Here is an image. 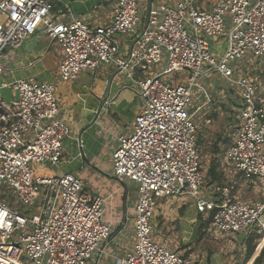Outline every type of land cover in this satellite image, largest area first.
Returning <instances> with one entry per match:
<instances>
[{
	"label": "built area",
	"instance_id": "2783aa9c",
	"mask_svg": "<svg viewBox=\"0 0 264 264\" xmlns=\"http://www.w3.org/2000/svg\"><path fill=\"white\" fill-rule=\"evenodd\" d=\"M98 1L114 4L109 24L94 25L87 16H75L63 0H0V264H89L114 231L105 219V196L92 195L73 173L44 175L33 169L57 168L69 138L56 84L36 78L3 80L7 52L18 50L37 32L63 48L59 72L63 83L75 81L85 71L96 73L101 65H113L139 86L143 111L133 130L117 137L113 153V175L135 183L139 192L137 244L121 264H200L152 239L153 221L164 199L191 197L197 213L208 215L211 234V229L235 237L246 231L248 237L254 231L263 233L264 200H234L236 181L217 187L211 199L203 197L206 177L191 111L192 91L199 87L201 76L218 72L233 82L239 90L240 114L233 143L221 161L245 181L264 184L261 87L247 75L237 79L230 66L249 54L264 56V0L254 4L216 0L212 11L197 0H178L175 6L164 0L155 6L152 0L146 29L139 0ZM226 12L233 24L228 32ZM64 17L70 19L63 21ZM120 35L132 38L126 54ZM164 57L165 69L146 76L150 66L162 63ZM185 70L190 72L187 85L163 81V76ZM5 89L16 94L10 104L2 97ZM9 192L14 202L39 206V213L28 217L3 202Z\"/></svg>",
	"mask_w": 264,
	"mask_h": 264
},
{
	"label": "crops",
	"instance_id": "0c3cea01",
	"mask_svg": "<svg viewBox=\"0 0 264 264\" xmlns=\"http://www.w3.org/2000/svg\"><path fill=\"white\" fill-rule=\"evenodd\" d=\"M63 1L75 16H87L94 25L109 24L114 18V4H102L98 0ZM164 1L169 3L170 0ZM69 19L64 17L63 21ZM118 40L122 54H126L132 45L131 36L120 35ZM64 57V50L58 43L51 41L43 32H37L18 50L7 52L5 81L36 78L56 84L60 115L69 129V138L65 143L63 162L54 169L55 172L50 170L47 174L73 173L82 179L84 188L92 195L107 198L105 219L111 222L114 231L110 240L102 245L89 264H121L120 260L133 253L137 244L135 206L139 192L135 183L121 182L112 174L113 153L117 148V137L133 130L135 120L142 110L138 102L141 98L138 95L139 86L113 65H101L96 73L85 71L75 81L63 83L59 72ZM7 90L10 101L4 98L3 93L2 97L10 104L16 99V94L11 89ZM229 91L231 93L224 96V103L230 104L234 102V98L232 91ZM224 168L225 171L226 168L230 169L228 166ZM234 177L238 181V186L235 185L236 189L231 194L234 200L253 203L264 200L253 199L254 192H260L262 197L264 195L262 189H259L260 184L247 182L232 172L230 178ZM248 183L253 185L248 187L252 189L250 192L244 189ZM223 184L230 183L226 181ZM155 219L161 232L178 237L184 245H195L198 240L197 244L201 247V233H205L202 227L206 220L195 210L191 197L161 200ZM200 247L197 252L193 251V246L180 251L172 250L196 260V256L199 258L201 255ZM219 256H212L209 264H226ZM199 263L204 264V261Z\"/></svg>",
	"mask_w": 264,
	"mask_h": 264
},
{
	"label": "rangeland",
	"instance_id": "374dc122",
	"mask_svg": "<svg viewBox=\"0 0 264 264\" xmlns=\"http://www.w3.org/2000/svg\"><path fill=\"white\" fill-rule=\"evenodd\" d=\"M140 6H141V13L146 18L148 15V0H139ZM178 0H170L169 5L175 6L176 2ZM216 0H197V3H201L203 8L212 11V5L213 2ZM251 4H254L256 0H250ZM154 5L156 6L158 4V0H153ZM168 2V1H167ZM225 20V31L228 32L232 28V18L231 14L229 12H226L224 15ZM93 23V22H92ZM143 24L139 26V30L143 29ZM188 32L190 35L193 34L190 27H188ZM230 66L234 68L235 70V77L238 79L242 77L243 75H247L248 77L254 78L258 84L261 87V91L263 93L262 98H264V56L260 58H256L253 55H247L245 59H241L235 62H231ZM166 67V58L164 57V61L160 64H154L151 65L149 68V72H147L146 76L153 77L160 72H162ZM208 70V64L205 63L203 65V71ZM190 72L185 70L182 72H172L169 75L163 76V81L170 85H187L188 84V78H189ZM7 73L5 72L3 75V80H6ZM199 87H195L192 91V111L193 113V119L197 125L198 128V137L201 138L202 143L199 144L201 155H202V161L205 173L207 175L206 178V184L202 187V195L206 199H211L213 195L216 193L217 186L219 187H225L229 186L228 184H223L226 181H229L230 184L234 183L236 181V177L234 179L230 178L232 175V172H234V169L232 167H228L230 169L225 168L224 166H228L227 164L223 163L222 156L224 155L225 150H227L231 144L233 139L235 138V126L236 123V117L239 119L240 109L238 108L240 101L238 98V88L233 82L223 78L218 72H211L208 74H205L204 76H201L198 80ZM205 89L206 93H204L202 90ZM233 93L234 102L224 103L225 101V95H229L231 92ZM222 91L224 93H222ZM229 91V93L227 92ZM3 96L7 99V101H10V99L7 97V94L9 93V90L5 89L3 90ZM228 93V94H227ZM139 106L143 111V105L144 100L142 98H139L138 100ZM229 107V108H228ZM235 109H231V108ZM140 112V113H141ZM236 123V125H235ZM235 125V126H234ZM134 128V126H133ZM132 128V129H133ZM224 165V166H223ZM214 167V174H215V180H213L210 176L209 170ZM33 169L36 173L41 174H47L48 171L52 170L55 172L57 169L56 167L47 165V167H44L43 165H37L34 166ZM55 169V170H54ZM231 170V171H230ZM224 171V174L223 172ZM112 174H113V166H112ZM112 176V175H111ZM214 182V183H213ZM238 182V181H237ZM209 183H213L212 185ZM214 184H217L215 186ZM260 184L262 189V193L264 194V184ZM238 186V183H237ZM250 186H253L251 183H248L245 185L244 189L248 190L250 192L252 189L248 188ZM236 189V188H235ZM264 199V195L262 197V194L259 193H253V199L259 200ZM193 200V199H192ZM3 202L11 203L13 208L20 210L23 214H25L28 217H32L35 214H38L40 211V207L37 205H24L22 202L19 201V199L15 200V202L11 198V193H8L7 198L4 199L2 197ZM13 201V202H10ZM205 222L203 224H206L207 220L209 219L208 215H204ZM155 227L152 234V239L159 243L160 245H166L169 246L170 249H178L179 251L183 248H187L189 246H193V251H198V248L200 247L199 244H197L198 240L195 241L192 244L184 245L178 237L170 236V234H165L161 232L159 227L156 225L157 220L155 219L153 221ZM162 224V223H161ZM211 232L213 235H211L207 230L205 233H201V255L198 258L196 256V260L199 262H203L204 264H209L211 262V257L215 254L220 255L219 258L221 261L225 262L226 264H248L251 258L248 262L247 261V249L248 245L246 246V251L243 249L244 242L249 236L250 231H246L245 233H239L238 237L232 236L230 234L228 235H222V233L215 231L211 229ZM169 238V239H168ZM264 232L260 235L254 231L250 235V242L252 246H255L254 255L259 247V244H262V247L264 245ZM263 240V242H261ZM169 242V244H168ZM261 242V243H260ZM264 250V249H263ZM259 254V256L262 254ZM190 251V252H193ZM253 255V256H254ZM258 256V257H259ZM203 264V263H202ZM263 264H264V255H263Z\"/></svg>",
	"mask_w": 264,
	"mask_h": 264
},
{
	"label": "trees",
	"instance_id": "16d2710c",
	"mask_svg": "<svg viewBox=\"0 0 264 264\" xmlns=\"http://www.w3.org/2000/svg\"><path fill=\"white\" fill-rule=\"evenodd\" d=\"M259 92H260V95H261V97H262L263 93H262V91H261V88L259 89ZM239 107H240V104H239L238 108H239ZM236 123H238V117H236ZM236 123H235V125H236ZM235 125H234V126H235ZM235 130H236V126H235ZM235 134H236V133H235ZM197 142H198V147H199V144L202 143V140H201V138L198 137V132H197ZM232 143H233V141H232ZM225 151H226V150H225ZM199 152H200V155H201L200 147H199ZM224 153H225V152H224ZM201 157H202V155H201ZM202 160H203V159H202ZM202 162H203V161H202ZM214 167H216V166H213V168H211V170H209L210 176H211V178H212L213 180H215V174H214L215 170H214ZM204 171H205V170H204ZM205 177L207 178L206 173H205ZM209 224H210V219L207 220L206 224L203 225L202 229H205V231L207 230V232H209ZM209 233H210V232H209ZM210 234H211V233H210ZM211 235H213V234H211ZM244 244H245V245H244L243 249H244L245 251H246V246L248 245L247 254H246V255H247V261H246V262H248V261L253 257L251 263L254 262L253 264H263L264 250H263L262 254H261L259 257L256 258V256H258V254H260V251H261V249H262V244L258 247V249H257V251H256V253H255V255H254L255 246H252V245H251L250 237H248V238L245 240ZM253 255H254V256H253ZM254 258H256V259H254ZM251 263H249V264H251Z\"/></svg>",
	"mask_w": 264,
	"mask_h": 264
},
{
	"label": "water",
	"instance_id": "95a60500",
	"mask_svg": "<svg viewBox=\"0 0 264 264\" xmlns=\"http://www.w3.org/2000/svg\"><path fill=\"white\" fill-rule=\"evenodd\" d=\"M151 7H152V0H148V15L146 17L145 29L147 28V26L149 24V17H150ZM262 219L264 220V215H263Z\"/></svg>",
	"mask_w": 264,
	"mask_h": 264
},
{
	"label": "bare ground",
	"instance_id": "6f19581e",
	"mask_svg": "<svg viewBox=\"0 0 264 264\" xmlns=\"http://www.w3.org/2000/svg\"><path fill=\"white\" fill-rule=\"evenodd\" d=\"M263 240H264V239H263ZM263 240H262L261 242H263ZM261 242H260V243H261ZM259 246H260V244H259ZM263 248H264V245H263L262 249H263ZM262 249H261V250H262ZM258 256H259V254H258ZM258 256H257V257H258ZM257 257H256V258H257ZM256 258H255V259H256Z\"/></svg>",
	"mask_w": 264,
	"mask_h": 264
}]
</instances>
